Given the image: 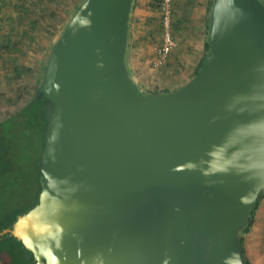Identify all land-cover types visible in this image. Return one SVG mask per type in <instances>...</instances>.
Here are the masks:
<instances>
[{"label":"water","instance_id":"water-1","mask_svg":"<svg viewBox=\"0 0 264 264\" xmlns=\"http://www.w3.org/2000/svg\"><path fill=\"white\" fill-rule=\"evenodd\" d=\"M134 0H85L54 44L38 203L12 235L35 264H246L264 192V3L213 0L199 74L165 94L127 65Z\"/></svg>","mask_w":264,"mask_h":264},{"label":"rangeland","instance_id":"rangeland-1","mask_svg":"<svg viewBox=\"0 0 264 264\" xmlns=\"http://www.w3.org/2000/svg\"><path fill=\"white\" fill-rule=\"evenodd\" d=\"M71 1L74 0H45L42 4L37 0L29 22L27 20H22V22H20L21 20L6 21L5 25H0V28L15 27L16 24L25 27L29 23L31 28L34 27V38L31 37V45H26L30 48L31 53L30 56L24 54V58L26 63L30 62L32 66H35V69L31 68V70L22 68L20 76L6 79L7 83L4 84L1 81L5 78L0 76V121L14 115L35 98L54 44L62 36L67 24L85 0H76V3L72 5L69 4ZM159 1L161 0H134L130 14L131 48L137 45L134 43L133 36L138 33L140 36L136 40L141 45V50L137 54L138 60L136 59L140 66L137 69L138 73H146L147 78L159 80L163 86L172 82L165 90L148 91L153 95L170 89L175 91V88L179 89L187 85L197 76L209 53L207 44L212 7V0H210L204 14V36L202 37L201 32L198 33V36L197 23L194 22L197 20L196 15L198 14L196 1L174 0L173 14L167 31L175 46L166 63L160 68H154L153 59L163 47L166 34L163 13L158 8ZM3 2L5 0H0V4ZM3 7L8 10L12 6L9 4ZM33 32L31 31V34ZM199 37L204 40H198ZM34 49L36 50L35 54L32 52ZM33 58H35L34 62ZM140 68H142L141 71ZM161 69L164 72H161ZM2 71L0 68V74ZM16 134L18 136L13 144L6 140H0V223H5L16 211L31 209L37 204L38 185L36 180L39 149L37 144H31L25 138L24 133L18 131ZM263 204L264 198L261 207Z\"/></svg>","mask_w":264,"mask_h":264},{"label":"crops","instance_id":"crops-1","mask_svg":"<svg viewBox=\"0 0 264 264\" xmlns=\"http://www.w3.org/2000/svg\"><path fill=\"white\" fill-rule=\"evenodd\" d=\"M55 1V0H51ZM190 1L192 0H185ZM194 1V0H193ZM196 1V12L198 13L196 16V29L197 34L199 32L200 35L204 36V17L206 12V6L209 5L210 0H195ZM264 3V0H261ZM37 0H5L2 4H0V25H5V22L12 21H20L27 20L28 22L31 20L30 15L32 11H34V4H36ZM38 2H45V0H38ZM76 0L71 1L69 4H75ZM11 5V9L4 8L5 5ZM33 7V8H32ZM32 8V9H31ZM7 11H6V10ZM6 11V12H5ZM193 14L195 13L192 12ZM188 14V13H187ZM188 19V18H186ZM20 26V27H18ZM34 28V27H33ZM33 28H31L28 23L25 27L21 24H16L15 27L8 28H0V68H2V73L0 74L1 78H5V80L1 81L2 84L7 83L6 79H10L13 76H20L22 72V68L25 70L35 69V66H32L31 63H26L24 54H28L30 56L31 50L28 46L31 45V37L34 38ZM31 31L33 32L31 34ZM199 36V34H198ZM135 38L136 46L133 48L130 47L131 40V31L129 28V43L127 50V65L129 69V73L134 80V82L140 87L143 91L147 92L153 90H161L167 89L168 86L171 85L172 82H169V85L163 86L161 81L150 80L147 78L146 73L139 74L138 73V60L137 54L141 50L140 42L136 41L140 38L139 33L133 36ZM200 38V37H199ZM28 39V40H27ZM198 40H204V38H200ZM33 41V39H32ZM199 43V42H198ZM28 44V46H26ZM200 44V43H199ZM35 49L32 51L35 54ZM27 52V53H26ZM33 58V62H34ZM162 67V66H161ZM160 68V67H159ZM144 69V68H143ZM142 68H140V71ZM161 72H164L161 69ZM137 74V75H136ZM146 74V75H145ZM15 78V77H14ZM174 89H170L168 91H172ZM175 90H177L175 88ZM245 238V250L248 259L252 262V264H264V204L259 209L256 222L249 233L244 235Z\"/></svg>","mask_w":264,"mask_h":264},{"label":"trees","instance_id":"trees-1","mask_svg":"<svg viewBox=\"0 0 264 264\" xmlns=\"http://www.w3.org/2000/svg\"><path fill=\"white\" fill-rule=\"evenodd\" d=\"M164 0L158 2V8L162 10V4ZM213 3V0H212ZM211 3V4H212ZM207 49L209 50V42L207 44ZM206 61V60H205ZM205 61L201 67L203 68ZM198 71L197 75L201 71ZM170 91H164L163 93H154V95L165 94ZM51 111V106L47 103L44 98L35 95V98L29 102L26 106L21 108L17 113L10 116L9 118L0 121V140H6L8 143L14 142L16 133L22 132L25 134V138L31 142V144H37L39 153L41 155L44 146V128L47 123V116ZM38 163L40 161V156ZM38 176L36 184L38 185L37 191V203L39 201V196L41 193V186L39 182L40 173L38 165ZM264 198V192L260 195L257 200L250 224L245 228L240 235L241 252L246 264H252L248 259L245 250V238L244 235L249 233L256 222L258 211L262 205ZM32 209V207H31ZM30 209H21L16 211V213L7 219L5 223H0V264H35L33 256L27 259V255L30 253L25 249L21 242L17 241L12 235L13 224L15 223L18 215L28 212ZM6 220V219H5Z\"/></svg>","mask_w":264,"mask_h":264},{"label":"built area","instance_id":"built-area-1","mask_svg":"<svg viewBox=\"0 0 264 264\" xmlns=\"http://www.w3.org/2000/svg\"><path fill=\"white\" fill-rule=\"evenodd\" d=\"M173 4L174 0H164L162 4V13H163V23L166 28L164 45L157 52V56L153 59L152 65L154 68H159L164 63L174 48L175 44L173 39L171 38L169 32L167 31L171 22L172 14H173Z\"/></svg>","mask_w":264,"mask_h":264}]
</instances>
